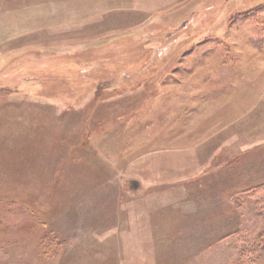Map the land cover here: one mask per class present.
<instances>
[{
	"label": "rangeland",
	"instance_id": "1",
	"mask_svg": "<svg viewBox=\"0 0 264 264\" xmlns=\"http://www.w3.org/2000/svg\"><path fill=\"white\" fill-rule=\"evenodd\" d=\"M0 264H264V0H0Z\"/></svg>",
	"mask_w": 264,
	"mask_h": 264
}]
</instances>
